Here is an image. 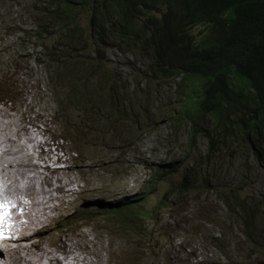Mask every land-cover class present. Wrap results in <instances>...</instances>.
<instances>
[{"label":"trees","instance_id":"obj_1","mask_svg":"<svg viewBox=\"0 0 264 264\" xmlns=\"http://www.w3.org/2000/svg\"><path fill=\"white\" fill-rule=\"evenodd\" d=\"M30 16L33 25L25 56L36 58L55 80L63 74L84 79L82 90L75 85L73 99H58L60 112L75 115L80 130L93 119L108 123L113 115L118 127L135 121L146 104L160 107L166 101L163 90L173 83L177 96L169 104V122L176 130L187 129L190 147L199 139L206 142L204 158L193 166L174 161L158 165L153 179L181 176L170 199L163 198L149 213L136 208L152 193L154 184H148L150 188L132 202L126 198L104 203L108 215L132 209V216L146 219L169 209L173 216L176 202L188 197L190 215L196 194L219 193L224 186L225 174L217 168L228 146L242 150L258 166L257 176L264 178V0H31ZM115 49L121 57L132 52L137 58L123 64L134 71L132 78L163 82L155 99L144 96L139 83L116 94L123 76L107 61ZM137 60L146 63L143 74L135 71ZM240 184L241 192L250 188ZM242 195L225 201L241 221V235L225 234L220 227L216 240L232 249L222 252L228 264H233L231 255L242 264H264V259H257L264 254V196Z\"/></svg>","mask_w":264,"mask_h":264},{"label":"rangeland","instance_id":"obj_2","mask_svg":"<svg viewBox=\"0 0 264 264\" xmlns=\"http://www.w3.org/2000/svg\"><path fill=\"white\" fill-rule=\"evenodd\" d=\"M30 4L31 0H0V108L10 112L6 117L14 123L15 134L21 133L25 140L30 134L39 136L40 155H37L36 165L39 160L42 168H62L63 180L69 183L67 187L71 185L76 189V193L63 197L70 201L71 207L64 212L68 217L62 218L63 223H56L59 227L54 231L81 222L82 229L76 231L72 242L82 256L103 264H228L222 252L230 253L232 249L216 240L219 229L224 227L225 234L241 235L242 227L240 219H235L225 201L233 194L264 196V178L257 176L258 166L255 167L242 150L228 146L217 168L225 174L224 186L219 193L196 194L190 215L186 212L190 197L176 202L173 216L169 209H159L153 213L154 218L146 219L132 216V209H126L119 216L108 215L104 203L126 198L132 202V198L150 188L148 184H154V189L136 208L152 212L169 197L181 177L162 182L153 179L158 165L174 161L193 166L204 158L206 142L199 139L196 146L190 147L187 129L176 130L169 122V104L177 96L175 85L171 83L163 90V82L158 78L154 81L132 78L130 75L134 71L124 68L123 64L137 58L132 52L121 57L117 49L107 60L109 68L117 69L123 76L122 83L116 86V94H123L118 90H125L130 85L134 88L139 83L144 96L147 94L148 98L155 99L163 90L166 101H162L160 107H146V104L142 116L120 127L115 126L118 118L113 115L108 117V123L101 118L94 123L93 119L80 130L76 116L67 113L66 109L61 113L58 107L60 101L67 102L69 95L73 99L77 92L75 85L79 84L81 90L84 88V79L72 74L63 77V74L55 80L36 58L25 56L23 48L28 45L33 25ZM49 46L53 48L52 44ZM28 52L31 54L30 49ZM136 63L135 71L143 74L146 63L141 60ZM12 129L10 134L15 135ZM72 179L76 183H70ZM240 182L248 183L250 188L241 192ZM199 195L201 200L196 199ZM128 206L126 204V208ZM184 213V221L180 223ZM125 218L130 219L127 225L120 223ZM231 258L233 264H242L241 258L234 255ZM261 258L264 259V254L257 257Z\"/></svg>","mask_w":264,"mask_h":264},{"label":"bare ground","instance_id":"obj_3","mask_svg":"<svg viewBox=\"0 0 264 264\" xmlns=\"http://www.w3.org/2000/svg\"><path fill=\"white\" fill-rule=\"evenodd\" d=\"M4 111L0 108V205L7 208L0 207V264H103L82 256L72 242L81 222L54 231L71 207L63 197L76 189L67 187L62 168H42L39 160L36 165L39 136L30 134L25 140L15 134L14 123L6 117L10 112ZM12 128L15 135L10 134Z\"/></svg>","mask_w":264,"mask_h":264},{"label":"snow or ice","instance_id":"obj_4","mask_svg":"<svg viewBox=\"0 0 264 264\" xmlns=\"http://www.w3.org/2000/svg\"><path fill=\"white\" fill-rule=\"evenodd\" d=\"M0 207H5V208H7V206H6V205H0Z\"/></svg>","mask_w":264,"mask_h":264}]
</instances>
